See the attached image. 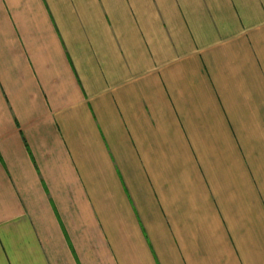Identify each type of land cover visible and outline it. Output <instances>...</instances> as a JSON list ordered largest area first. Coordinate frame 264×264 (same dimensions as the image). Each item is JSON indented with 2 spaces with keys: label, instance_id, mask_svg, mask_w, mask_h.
I'll list each match as a JSON object with an SVG mask.
<instances>
[{
  "label": "crops",
  "instance_id": "1",
  "mask_svg": "<svg viewBox=\"0 0 264 264\" xmlns=\"http://www.w3.org/2000/svg\"><path fill=\"white\" fill-rule=\"evenodd\" d=\"M0 264H264V0H0Z\"/></svg>",
  "mask_w": 264,
  "mask_h": 264
}]
</instances>
